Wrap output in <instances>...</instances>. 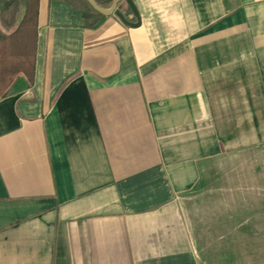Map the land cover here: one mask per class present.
<instances>
[{
	"label": "crops",
	"instance_id": "0c3cea01",
	"mask_svg": "<svg viewBox=\"0 0 264 264\" xmlns=\"http://www.w3.org/2000/svg\"><path fill=\"white\" fill-rule=\"evenodd\" d=\"M132 2L138 27H88L39 0L32 85L0 99V264H230L213 249L232 246L247 264L264 247L216 239L194 206L221 160L264 143V0Z\"/></svg>",
	"mask_w": 264,
	"mask_h": 264
},
{
	"label": "rangeland",
	"instance_id": "374dc122",
	"mask_svg": "<svg viewBox=\"0 0 264 264\" xmlns=\"http://www.w3.org/2000/svg\"><path fill=\"white\" fill-rule=\"evenodd\" d=\"M194 192L199 197L195 207L214 210L211 218L216 239L229 226L231 240H253L257 246L259 242L254 240L264 239V143L221 160L220 166L204 177ZM251 225L258 232L251 230ZM213 250L221 262L242 264V247ZM251 251L247 264H264V247L254 245L248 250Z\"/></svg>",
	"mask_w": 264,
	"mask_h": 264
},
{
	"label": "trees",
	"instance_id": "16d2710c",
	"mask_svg": "<svg viewBox=\"0 0 264 264\" xmlns=\"http://www.w3.org/2000/svg\"><path fill=\"white\" fill-rule=\"evenodd\" d=\"M81 11L88 27H95L104 17L87 0H59ZM39 0H0V99L5 98L15 82L22 78L32 85L37 44ZM108 9L113 0H95ZM121 1L117 10H121ZM130 13L126 8L125 16ZM21 14V16H20ZM20 16V17H19Z\"/></svg>",
	"mask_w": 264,
	"mask_h": 264
},
{
	"label": "water",
	"instance_id": "95a60500",
	"mask_svg": "<svg viewBox=\"0 0 264 264\" xmlns=\"http://www.w3.org/2000/svg\"><path fill=\"white\" fill-rule=\"evenodd\" d=\"M123 0H113V2L111 3V6L108 9H103L101 7H99L95 0H87V2L90 4V6L100 15L104 16V17H108L111 15H115L124 25L129 26V27H138L139 26V16H138V12L132 2V0H124L126 2V4L128 5V8L130 10V12L133 14V16L136 19V23H131L129 22L125 16L119 11L117 10V5Z\"/></svg>",
	"mask_w": 264,
	"mask_h": 264
}]
</instances>
